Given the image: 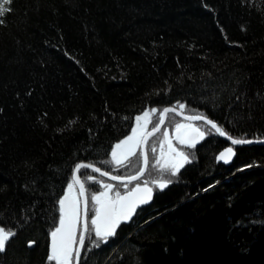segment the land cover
I'll return each instance as SVG.
<instances>
[{"label": "trees", "instance_id": "trees-1", "mask_svg": "<svg viewBox=\"0 0 264 264\" xmlns=\"http://www.w3.org/2000/svg\"><path fill=\"white\" fill-rule=\"evenodd\" d=\"M168 106L264 139V0H0V264H54L75 167ZM222 144L80 264H264V146Z\"/></svg>", "mask_w": 264, "mask_h": 264}, {"label": "flooded vegetation", "instance_id": "flooded-vegetation-1", "mask_svg": "<svg viewBox=\"0 0 264 264\" xmlns=\"http://www.w3.org/2000/svg\"><path fill=\"white\" fill-rule=\"evenodd\" d=\"M164 108L166 107H163L160 110L157 109V112L153 111L140 115V117L135 121L130 134L125 140L118 142L114 146L108 158L99 166L91 164L112 177L124 179L132 178L142 169L143 150H145L147 167L143 175L136 181L123 183L115 182L91 169L84 168L79 170V177L86 196V208L84 213L86 233L81 248L80 259L82 257L83 250L88 245V240L91 236L94 237L93 234L95 237L101 238L102 243L107 244L110 240L115 239L117 231L121 225H129L132 223V221L139 216L141 211L152 205L155 197L163 194L168 189L177 186L180 183V173L187 166L197 163V161L194 160L197 158V149L204 141L214 138L220 139L223 142V148L215 155V162L216 164H222L224 166L231 165L217 163L216 161V157L220 152L228 147H231L229 143L220 138L206 123H191L172 112L167 114L160 130L146 140L143 149L142 138L149 131L157 127L161 121V114ZM173 108L181 111V113L185 115H194L185 113L183 106ZM196 134L199 136L198 140L194 143L190 142L194 139ZM232 149L236 153L237 148L232 146ZM161 159H165L168 164V160L172 159L173 161L170 163L171 166L158 164ZM154 163H157V165H154ZM70 185L74 186L79 203L77 218L78 227L75 241L76 246L82 230L83 208L78 186L73 182V180ZM134 190H140L141 198L143 200L144 195L149 193L148 197L145 196L147 197L145 200H150V203L139 208L134 217L128 223H121L114 219L116 227L112 235L106 236L103 233H97L94 227V220L98 216L100 209L107 203L112 204L113 213L116 217L118 202L126 194L131 193ZM49 260L53 261L54 264H74L75 252L70 258V262L66 260L58 261L55 258Z\"/></svg>", "mask_w": 264, "mask_h": 264}, {"label": "water", "instance_id": "water-1", "mask_svg": "<svg viewBox=\"0 0 264 264\" xmlns=\"http://www.w3.org/2000/svg\"><path fill=\"white\" fill-rule=\"evenodd\" d=\"M175 113L179 115L186 121L196 123V122H204L206 123L214 132L227 143L230 144L231 147L226 148L222 152H220L217 157V163H224L226 165L231 164L234 160L236 153L232 149L238 148L241 146H252V145H259L264 146V139L260 140H238L228 136L221 127L216 124L215 122L211 121L210 119L203 117V116H195V115H185L181 113V111L176 110L175 108L166 107L163 109L161 114V121L160 124L153 129V131L149 132L145 135L143 140L142 146L144 149L145 141L151 135L156 134L161 126L163 125L165 118L168 113ZM190 135V134H189ZM199 136L196 134L194 139L190 142L194 143L198 140ZM91 169L98 174L111 179L115 182H133L140 178L143 172L146 170L147 167V158L145 154V150H143V164L141 171L132 178H117L112 177L106 172L98 169L95 166H92L88 163H81L77 165L74 169L72 180L78 186L80 196L82 199V208H83V223H82V230L80 234L79 241L75 246L76 235H77V227H78V212H79V203L78 198L75 192V188L73 185H69L59 200V213L60 219L58 222L57 227L51 232L49 236V244H48V255L49 259L55 258L58 261L66 260L70 262V258L72 257L73 253L75 252V261L74 264H79L80 259V252L83 244V240L86 233V224L84 220V213L86 208V196L85 191L82 186V182L79 177V170L81 168ZM144 195V200L141 198L140 190H134L131 193L126 194L117 204V216H114L113 213V206L112 204H105L98 214V216L94 220V227L97 233H103L106 236H110L113 234L116 223L114 219L121 223H128L135 215L136 211L144 206L145 204H149L150 200H145L149 196V193ZM147 196V197H145ZM12 237V234L6 233L2 228H0V251L3 252L5 250L6 243Z\"/></svg>", "mask_w": 264, "mask_h": 264}, {"label": "bare ground", "instance_id": "bare-ground-1", "mask_svg": "<svg viewBox=\"0 0 264 264\" xmlns=\"http://www.w3.org/2000/svg\"><path fill=\"white\" fill-rule=\"evenodd\" d=\"M168 107H170V106H168ZM171 108H173V107H171ZM157 109H158V108H157ZM157 109H156V108H148V109H147L146 111H144L142 114H144V113H148V112H153V111L157 112ZM162 111H163V110H162ZM142 114H141V115H142ZM139 117H140V116H138V117L135 119V121H136ZM191 123H192V122H191ZM196 123H198V122H196ZM134 124H135V122H134ZM159 124H160V122H159ZM159 124H158V125H159ZM158 125H157V126H158ZM133 126H134V125H133ZM161 127H162V126H161ZM132 128H133V127H132ZM154 129H155V128H154ZM151 131H153V129H152ZM151 131H149V132H151ZM130 132H131V131H130ZM149 132H148V133H149ZM148 133H147V134H148ZM129 134H130V133H129ZM129 134H128V135H129ZM128 135H127V136H128ZM127 136L124 137L121 141L125 140V139L127 138ZM144 138H145V136L142 138V143H143ZM146 140H147V139H146ZM145 142H146V141H145ZM79 164H81V163H79ZM79 164H78V165H79ZM81 169H84V168L82 167ZM143 173H144V172H143ZM142 175H143V174H142ZM69 185H70V184H69ZM69 185H68V186H69ZM68 186H67V187H68ZM66 189H67V188H66ZM65 191H66V190H65ZM64 193H65V192H64ZM50 234H51V233H50ZM49 236H50V235H49ZM48 244H49V240H48ZM80 253H81V252H80ZM80 260H81V259H79V264H80Z\"/></svg>", "mask_w": 264, "mask_h": 264}, {"label": "rangeland", "instance_id": "rangeland-1", "mask_svg": "<svg viewBox=\"0 0 264 264\" xmlns=\"http://www.w3.org/2000/svg\"><path fill=\"white\" fill-rule=\"evenodd\" d=\"M163 161H164V162H163ZM168 161H169V164L165 161V159H161L160 162H159L158 164H160V165H162V164H163V165L166 164V165H164V166H171L170 163H171L173 160H172V159H171V160L169 159ZM154 165H157V163H154Z\"/></svg>", "mask_w": 264, "mask_h": 264}]
</instances>
